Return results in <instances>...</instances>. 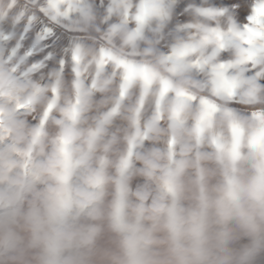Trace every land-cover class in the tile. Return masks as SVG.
<instances>
[{
  "label": "clouds",
  "instance_id": "1",
  "mask_svg": "<svg viewBox=\"0 0 264 264\" xmlns=\"http://www.w3.org/2000/svg\"><path fill=\"white\" fill-rule=\"evenodd\" d=\"M0 264H264V0H0Z\"/></svg>",
  "mask_w": 264,
  "mask_h": 264
}]
</instances>
